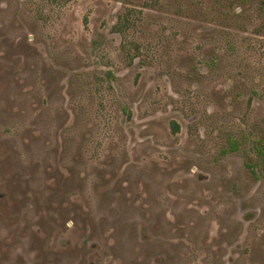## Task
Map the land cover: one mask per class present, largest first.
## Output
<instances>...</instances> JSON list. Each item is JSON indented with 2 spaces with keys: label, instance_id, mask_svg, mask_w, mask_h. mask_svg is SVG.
<instances>
[{
  "label": "rangeland",
  "instance_id": "rangeland-1",
  "mask_svg": "<svg viewBox=\"0 0 264 264\" xmlns=\"http://www.w3.org/2000/svg\"><path fill=\"white\" fill-rule=\"evenodd\" d=\"M255 140L264 0H0V264H264Z\"/></svg>",
  "mask_w": 264,
  "mask_h": 264
},
{
  "label": "flooded vegetation",
  "instance_id": "flooded-vegetation-1",
  "mask_svg": "<svg viewBox=\"0 0 264 264\" xmlns=\"http://www.w3.org/2000/svg\"><path fill=\"white\" fill-rule=\"evenodd\" d=\"M114 30H116V33H120V29L118 27H114ZM179 131V126L178 125H175L174 124V132L177 133ZM264 147L262 146H259V144L257 143V141L255 140L254 141V150L256 152V156L262 160V163L264 165V158L262 157H259V149H261ZM223 152V151H222ZM236 152H239V145L237 144L236 141L234 140H231L228 142V148L224 150L223 154H227V153H236ZM246 167L248 169L251 170V173L256 176V172L254 170V165L252 164H249V163H246ZM263 172H264V169H263Z\"/></svg>",
  "mask_w": 264,
  "mask_h": 264
},
{
  "label": "trees",
  "instance_id": "trees-1",
  "mask_svg": "<svg viewBox=\"0 0 264 264\" xmlns=\"http://www.w3.org/2000/svg\"><path fill=\"white\" fill-rule=\"evenodd\" d=\"M259 157L264 158V149L263 148L259 149Z\"/></svg>",
  "mask_w": 264,
  "mask_h": 264
}]
</instances>
